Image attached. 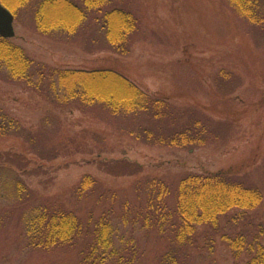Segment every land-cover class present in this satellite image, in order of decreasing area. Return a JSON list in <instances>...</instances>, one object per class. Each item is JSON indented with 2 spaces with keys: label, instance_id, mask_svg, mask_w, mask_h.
I'll list each match as a JSON object with an SVG mask.
<instances>
[{
  "label": "trees",
  "instance_id": "1",
  "mask_svg": "<svg viewBox=\"0 0 264 264\" xmlns=\"http://www.w3.org/2000/svg\"><path fill=\"white\" fill-rule=\"evenodd\" d=\"M1 1L16 18L22 11L29 12L30 25L54 39L88 36L96 45L89 51L127 57L133 39H141L142 31L147 34L138 12L126 9L128 0ZM227 1L247 22L264 26V0ZM51 13L59 16L53 18ZM0 72L35 88L59 110L91 108L107 122H117L113 124L116 131L144 144L192 150L227 134L225 123L208 122L195 110H179L114 69L54 68L1 36ZM64 127L63 122L45 121L38 130L26 129L0 108V148L3 139L20 138L28 151L0 153V212L17 217L16 228L26 246L42 251L75 247L80 264H104L110 263L106 249H115V242L125 238L122 231L131 229V241L134 232L142 231L171 242L174 250L165 254L171 261L177 262L178 255L185 263L204 258V252H210L220 238L235 258L246 257L243 264H264V223H257L254 215L264 204L263 165L259 183L253 171L147 176L135 183V195L129 198L85 175L69 197H43L24 177L37 173L29 153L52 161L67 145L80 146L87 134L93 140L91 151L105 142L100 134L87 130L64 140ZM87 164L114 177L142 172L141 165L123 159L95 157ZM126 262L134 260L129 256Z\"/></svg>",
  "mask_w": 264,
  "mask_h": 264
},
{
  "label": "rangeland",
  "instance_id": "2",
  "mask_svg": "<svg viewBox=\"0 0 264 264\" xmlns=\"http://www.w3.org/2000/svg\"><path fill=\"white\" fill-rule=\"evenodd\" d=\"M127 5L131 8L126 9L138 12L147 32L142 31L141 39H133L127 57L105 50L89 51L96 45L88 36L62 41L42 34L30 25L31 15L25 11L14 16L15 37L11 41L37 62L54 68L114 69L179 110H195L208 122L225 123L227 134L192 150L144 144L116 131L113 124L117 122H107L91 108L59 110L35 88L0 72V108L26 129L38 130L45 121L63 122L64 140L81 136L85 130L105 138L103 146L91 151L93 140L87 134L80 146L67 145L52 161L29 153L37 173L24 176L28 185L43 197H69L80 180L91 175L105 188L132 198L135 183L147 176L253 171L259 183L263 176L259 168L264 167V26L247 22L227 0H128ZM55 16L59 14H52ZM6 151L28 152L20 138L3 139L0 153ZM95 157L135 162L142 172L114 177L87 164ZM254 215L257 223H264V204ZM16 222V216L0 212V264H80L75 247L42 251L26 246ZM122 233L124 240L116 241L115 249H106L111 264H120L119 259L121 264H129V256L133 264H243L246 260L245 256L235 258L217 238L204 258L185 263L178 255L175 262L165 258L174 250L171 242L142 231L134 232L131 241V229Z\"/></svg>",
  "mask_w": 264,
  "mask_h": 264
},
{
  "label": "water",
  "instance_id": "3",
  "mask_svg": "<svg viewBox=\"0 0 264 264\" xmlns=\"http://www.w3.org/2000/svg\"><path fill=\"white\" fill-rule=\"evenodd\" d=\"M15 17L12 12L6 8L0 1V36L5 39L15 37L14 30Z\"/></svg>",
  "mask_w": 264,
  "mask_h": 264
}]
</instances>
